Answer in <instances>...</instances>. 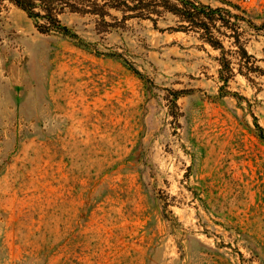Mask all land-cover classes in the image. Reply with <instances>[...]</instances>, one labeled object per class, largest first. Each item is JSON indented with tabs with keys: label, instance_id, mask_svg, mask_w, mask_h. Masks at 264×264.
<instances>
[{
	"label": "rangeland",
	"instance_id": "374dc122",
	"mask_svg": "<svg viewBox=\"0 0 264 264\" xmlns=\"http://www.w3.org/2000/svg\"><path fill=\"white\" fill-rule=\"evenodd\" d=\"M77 1L81 44L0 0V264H264V0H190L227 82L176 1Z\"/></svg>",
	"mask_w": 264,
	"mask_h": 264
},
{
	"label": "trees",
	"instance_id": "16d2710c",
	"mask_svg": "<svg viewBox=\"0 0 264 264\" xmlns=\"http://www.w3.org/2000/svg\"><path fill=\"white\" fill-rule=\"evenodd\" d=\"M17 8L22 10L34 22V26L38 32L42 34H58L70 39L79 40L75 32L69 27L64 25L59 17L64 13H83L84 10L80 9L77 0H8ZM176 1L171 7L170 11L181 18L182 22L188 24V27H194L204 32V42L209 44L213 49L220 51L221 57L219 58V75L222 81L227 82L234 75V68L232 62L225 57L222 41L213 38V30H216L221 36L224 33L219 32L220 27L227 26L229 21L226 20L227 14H230L225 9L210 8L202 5L201 3L190 0H174ZM165 2H168L165 0ZM236 21H242L237 16L233 15ZM217 22L220 23L217 26ZM234 30H237L234 28ZM82 41H78V44ZM236 45L238 38L235 37ZM81 44V43H80ZM239 48V56L244 59L243 64L236 68V73L247 78L246 71L252 70L250 64V56L245 49L241 46ZM245 70V72L243 71ZM256 128L262 132V129L256 124ZM264 139V135H260Z\"/></svg>",
	"mask_w": 264,
	"mask_h": 264
}]
</instances>
